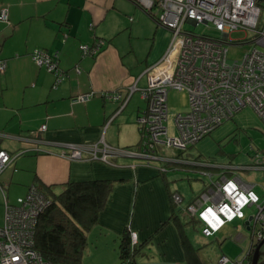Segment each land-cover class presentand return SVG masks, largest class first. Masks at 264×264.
<instances>
[{
    "label": "crops",
    "instance_id": "0c3cea01",
    "mask_svg": "<svg viewBox=\"0 0 264 264\" xmlns=\"http://www.w3.org/2000/svg\"><path fill=\"white\" fill-rule=\"evenodd\" d=\"M0 4V9L6 8L7 12V20L0 22V58L6 62L0 72V149L15 153L0 172V191L22 186V193L32 183L115 180L98 222L92 227L119 242L127 226L136 232L138 243L154 248L155 264L193 263L196 258L192 255L193 259H189L175 222L168 219L173 207L171 192H181L170 185L166 172L201 168L197 165L206 170V164H188L191 160L164 154L160 146L157 152L161 158L145 162L132 157L131 162L116 156V165L99 159L73 160L60 154V142L101 138L113 146H138L139 136L134 144L125 140L139 131L137 117L146 107V99L141 96L145 103L141 108L134 93L140 94L145 84L144 69L162 55L170 31L146 10L136 8L132 0H0ZM144 26L149 29L147 35L143 33ZM150 34L151 43L143 53L148 41L142 42L140 49L138 38ZM96 38L104 40L98 52L81 55L79 45L92 44ZM34 47L57 52L58 67L65 72L57 83L51 72L31 59ZM142 78L144 82L140 84ZM132 84L135 89L123 106L120 99L105 95L117 89L123 93ZM79 93H87V97L72 100ZM42 123L45 128L40 130ZM229 166L232 165H215L213 171H208L209 179L221 172L229 175ZM243 224L246 226L245 219ZM188 238L191 246H200Z\"/></svg>",
    "mask_w": 264,
    "mask_h": 264
},
{
    "label": "built area",
    "instance_id": "2783aa9c",
    "mask_svg": "<svg viewBox=\"0 0 264 264\" xmlns=\"http://www.w3.org/2000/svg\"><path fill=\"white\" fill-rule=\"evenodd\" d=\"M132 1L170 31L169 43L162 55L144 69L146 84L140 88V93L146 99V107L137 117L141 131L138 146H113L101 138L92 142H60L62 156L73 160L99 159L109 164H113L116 156H131L148 162L162 157L157 146L163 150L185 149L246 105L251 106L264 123V25L258 27L260 7L256 0ZM0 19L7 20L6 8L0 9ZM199 23H211L219 31V36L195 33L188 26ZM235 29L253 32L250 41L254 45L242 59L228 62L225 43L235 40L229 35ZM103 43V39L96 38L92 44H80L81 55H94ZM30 57L54 74L55 83L65 75L58 67L57 52L49 53L42 47H34ZM5 66V60L0 58V72ZM134 89L132 84L123 93L117 89L105 95L120 99V106H123ZM169 89L186 92V111L169 112ZM86 97L87 93H79L72 100ZM168 118L170 124L165 122ZM44 128L42 123L39 129ZM259 154L255 150V163L264 165V157ZM13 157L14 154L0 149V172ZM229 168V175L221 172L216 178H210L207 185L182 206V213L198 221L204 236L213 235L228 221L235 218L246 220L250 216L251 240L257 242L264 236V191L257 193L255 183L241 178L233 171L234 167ZM170 196L176 204L182 199L176 190ZM48 204L49 198L34 183L14 202L4 200L0 264H55L43 258L34 247L36 220ZM246 207L252 208L248 214L244 211ZM208 209L212 212L209 213ZM130 238L131 242L137 240L135 231H130ZM245 255L236 261L237 264H250ZM229 260L226 255H221L218 263L225 264ZM119 264H126V261Z\"/></svg>",
    "mask_w": 264,
    "mask_h": 264
},
{
    "label": "rangeland",
    "instance_id": "374dc122",
    "mask_svg": "<svg viewBox=\"0 0 264 264\" xmlns=\"http://www.w3.org/2000/svg\"><path fill=\"white\" fill-rule=\"evenodd\" d=\"M257 3L260 7L258 27H261L264 25V0H258ZM136 8L139 9L140 7L137 6ZM130 15L133 14L130 13ZM0 22L5 21L0 19ZM188 26L195 33H204L215 37L219 36V31L211 23H199L195 26ZM148 31L149 29L144 26V35H147ZM229 35L231 39L235 40H229L225 43L227 45L226 59L228 62L240 60L254 45L250 41L253 38V32L235 29ZM151 39V34L144 36V38H138L137 45L140 49L142 42L148 41L143 49V53L148 50ZM51 74L53 73L51 72ZM143 80L144 78L141 79L140 84L144 82ZM139 95L140 97H138ZM134 99L141 108L145 106L141 93H134ZM167 104L170 113L186 111L188 108L186 92L184 90L169 89ZM165 122L170 124V118L165 120ZM138 132L136 131L132 137H129V140L125 139L128 141L127 144H134L139 139L140 132L139 135ZM255 150L259 151L261 156L264 157V123L256 111L249 105L240 108L234 113L232 118L224 119L210 132L203 135L195 143L188 145L185 149L166 148V152L163 150L162 152L164 154L173 153L182 158H187V160L197 162L198 164L210 165V167L205 166L204 169L206 170H203L202 168L204 166L201 165H197L201 167L199 169H168L166 175L170 185L177 188L181 192L180 194L183 195L178 204H186L193 193L202 184L209 181L210 176L207 172L210 170L213 171L215 165L238 166L239 168L236 167L233 171L244 180L255 183V190L259 194H262L264 191V165L255 163V157L253 156ZM124 158L131 162L133 160L131 156H124ZM0 181L2 182V178H0ZM4 182L7 183L5 180ZM20 187H14L12 190L4 188L3 192L0 191V224L3 221L4 200L8 199V201L14 202L18 196L26 193V189L21 193V189L24 187ZM251 209L250 207H246L244 211L248 214ZM243 221L244 219L241 218L228 221L214 235L208 237H205L201 233L199 223L194 227L189 226L187 228L188 236L193 243L195 242L200 245L197 250L199 260L203 264H218V257L226 255L230 259L226 264H237L236 261H239L244 256L251 237V229H248L243 224ZM87 232V245L82 253V262L85 264L118 263L117 239H112V236L109 235L106 236L104 232L103 234H99L98 230L94 229V227H91ZM134 257L136 259L134 264H155L153 261L156 260L152 246H142Z\"/></svg>",
    "mask_w": 264,
    "mask_h": 264
},
{
    "label": "trees",
    "instance_id": "16d2710c",
    "mask_svg": "<svg viewBox=\"0 0 264 264\" xmlns=\"http://www.w3.org/2000/svg\"><path fill=\"white\" fill-rule=\"evenodd\" d=\"M139 132L141 133L140 130ZM174 157L179 156L174 154ZM113 164H117L115 159ZM188 164L194 165L191 162ZM114 183L115 180L112 179H85L59 184H36L49 198V204L38 215L34 227V247L43 258L55 264H85L82 262V253L87 245V231L98 222L99 213ZM55 186L58 190H55ZM172 206L168 219L175 222L181 242L189 252V259H193L192 255L196 258L191 264H199L201 261L196 253L199 246H191L185 232L186 227H194L198 222L193 218H187L183 213L180 216L179 210H182V207L176 203H172ZM255 243L251 240L249 244L245 255L247 260H250ZM142 245L143 243L137 241L131 242L130 230L125 226L119 237L117 246L119 261L116 264L122 260H125L126 264H134V255L140 251Z\"/></svg>",
    "mask_w": 264,
    "mask_h": 264
},
{
    "label": "water",
    "instance_id": "95a60500",
    "mask_svg": "<svg viewBox=\"0 0 264 264\" xmlns=\"http://www.w3.org/2000/svg\"><path fill=\"white\" fill-rule=\"evenodd\" d=\"M250 216L245 220L246 227L249 228ZM250 264H264V236L258 240L251 252Z\"/></svg>",
    "mask_w": 264,
    "mask_h": 264
},
{
    "label": "clouds",
    "instance_id": "9594fccd",
    "mask_svg": "<svg viewBox=\"0 0 264 264\" xmlns=\"http://www.w3.org/2000/svg\"><path fill=\"white\" fill-rule=\"evenodd\" d=\"M232 187H235V185H232ZM250 196L253 198V199H255L256 197H255V195L254 194H250ZM241 199H243V202L244 203H246L247 202V200L246 199H244L242 196H241ZM239 202V201H238ZM243 206V204H241V207ZM209 213H211L212 212V210L211 209H208L207 210ZM222 211H223V209H222ZM229 219H231V216H229ZM222 223V222H221ZM213 227H216V225H213Z\"/></svg>",
    "mask_w": 264,
    "mask_h": 264
}]
</instances>
